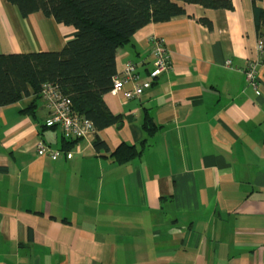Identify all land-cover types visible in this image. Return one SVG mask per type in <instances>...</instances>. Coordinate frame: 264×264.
I'll list each match as a JSON object with an SVG mask.
<instances>
[{
  "label": "crops",
  "instance_id": "0c3cea01",
  "mask_svg": "<svg viewBox=\"0 0 264 264\" xmlns=\"http://www.w3.org/2000/svg\"><path fill=\"white\" fill-rule=\"evenodd\" d=\"M173 1L185 14L117 51V76L132 61L151 85L131 99L104 95L123 116L98 131L106 148L78 138L68 158L42 99L34 115L22 112L30 98L0 106V264H264V66L257 89L244 72L258 57L253 2ZM74 31L0 0V53L61 50ZM153 37L172 58L155 78ZM41 140L61 150L56 159L38 153ZM123 144L141 153L118 162Z\"/></svg>",
  "mask_w": 264,
  "mask_h": 264
},
{
  "label": "trees",
  "instance_id": "16d2710c",
  "mask_svg": "<svg viewBox=\"0 0 264 264\" xmlns=\"http://www.w3.org/2000/svg\"><path fill=\"white\" fill-rule=\"evenodd\" d=\"M23 17L41 11L59 24L75 31L61 50L0 53V106L25 98L31 100L22 112L34 115L46 82L58 85L70 98L74 114L93 122L97 150L106 148L98 131L120 126L123 116L111 111L104 95L111 91L117 76L116 56L120 47L130 43L134 34L152 22H164L185 14L173 0H7ZM209 9H233L232 0H178ZM252 0L259 38L264 40V7ZM200 21L211 27V21ZM147 116L145 114L144 118ZM143 126L154 133L158 126L148 115ZM62 148H73L78 138L62 135ZM145 142V141H144ZM141 153L134 145H121L114 153L123 163Z\"/></svg>",
  "mask_w": 264,
  "mask_h": 264
},
{
  "label": "built area",
  "instance_id": "2783aa9c",
  "mask_svg": "<svg viewBox=\"0 0 264 264\" xmlns=\"http://www.w3.org/2000/svg\"><path fill=\"white\" fill-rule=\"evenodd\" d=\"M258 57L248 60L244 69L248 82L254 89L259 85V66H264V40L259 38L257 42ZM152 55L154 68L152 77H158L172 68L171 53L163 38H152ZM230 64V61L228 62ZM135 62H128L123 71V76H116L113 81L111 92H122L126 99L140 97L144 90L151 85V80L141 81L140 74ZM127 84H132L131 88H126ZM42 100L45 102L49 116L46 123L48 125H57L61 128L63 135L67 138H82L90 135H96L97 130L92 121L78 116L72 111V103L69 97L65 96L58 85L46 82L41 90ZM37 151L40 155L50 156L56 159L60 151L52 150L43 140L37 144ZM68 158L72 157L71 151H66Z\"/></svg>",
  "mask_w": 264,
  "mask_h": 264
}]
</instances>
